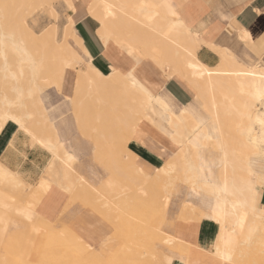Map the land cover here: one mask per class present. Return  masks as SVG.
Masks as SVG:
<instances>
[{"label": "bare ground", "instance_id": "obj_1", "mask_svg": "<svg viewBox=\"0 0 264 264\" xmlns=\"http://www.w3.org/2000/svg\"><path fill=\"white\" fill-rule=\"evenodd\" d=\"M33 2L0 0V32L13 25L21 32L20 36L10 30L7 38L0 33V77L11 80L0 82V133L11 123L31 144L51 154L46 167L49 174L57 175L62 168L59 181L71 189V203L80 201L107 219L116 230L115 244L100 248L87 238L82 240L83 236L70 238L59 218L56 222L50 219L52 211L32 209L40 206L39 198L16 205L5 187L28 182L0 163V177L10 179H0V264L10 258L18 264H228L216 255L218 240L222 251L225 241L229 250L236 242L234 264H261L264 212L257 204L255 161L264 162V62L244 65L222 52L215 68L199 63L195 52L204 39L198 38L197 29L180 14L176 0H87L86 9L98 24L96 35L101 43L114 45L118 53L123 51L129 58L152 62L165 80L184 83L208 113L206 127L188 106L173 110L175 101L164 92L151 91L136 70L133 75L139 88L133 93L122 78L126 72L115 69L114 73L111 68L103 74L90 60L85 61L82 56L88 57V53L75 32L74 19L68 21L60 43L58 38L50 44L35 38L22 19ZM74 2L65 0L72 12ZM30 51L45 54L29 60ZM189 62L193 67H188ZM69 68L76 69L75 76L67 72ZM51 85L63 94V108L75 115L81 136L76 134V138L85 144L93 140L98 147L96 163L106 171V177L77 162L88 148L70 145L69 119L61 118L65 115L61 106L52 107L45 95L41 96L43 87ZM146 109L154 118L167 111L166 124L173 131L163 129L160 121L146 115ZM7 116L22 119L27 131ZM185 125H200L204 145L216 154L213 161L200 155L191 138L183 144ZM160 128L171 141L172 151L163 145ZM103 136L110 144H105ZM131 142L160 157L168 155L174 169L158 174V169L165 168L136 167L138 157L127 147ZM142 173L148 174V183ZM175 180L192 183L195 196H185L173 184ZM118 183L134 187V192L128 198L115 199ZM171 188L182 212L175 225L168 213L162 215V206L170 202ZM200 194L203 196L198 198ZM28 212L31 219L25 215ZM202 221L218 227L214 242L206 248L195 243Z\"/></svg>", "mask_w": 264, "mask_h": 264}, {"label": "crops", "instance_id": "obj_2", "mask_svg": "<svg viewBox=\"0 0 264 264\" xmlns=\"http://www.w3.org/2000/svg\"><path fill=\"white\" fill-rule=\"evenodd\" d=\"M176 2L179 4L180 14L194 29H197L198 38L204 39V42L199 45L195 52L199 63L207 68H215L220 63L219 54L222 52L236 59L238 58L244 65L264 62V0H176ZM78 19L74 26L75 32L91 57L92 64L99 68L98 70L101 73H108L111 65L116 66L118 64L117 60L120 59L122 54L119 56L114 48H112L113 51L107 50L101 43L96 35L97 22L88 17L79 16ZM240 34L244 36L241 41L239 39ZM123 54L127 55L126 53ZM126 57L129 58L128 55ZM122 64L124 65V63ZM146 77L150 82L157 83L160 80L158 74L148 73ZM163 90L175 101L176 104L173 110H178L180 105H186L191 109L193 116L198 119L200 125L208 126L210 121L208 113L204 110L201 101L194 96L184 83L171 80L163 84ZM66 111L68 109L64 107L63 112H60L66 114ZM160 113L161 116L168 117L167 111H161ZM200 125L193 127V133H190L188 129V131H184L186 136H193L190 138L194 146L205 149L207 147L202 143L204 133ZM213 136L216 137V133ZM29 140L27 135L11 123L7 124L0 133V163L7 169L9 168L10 171L17 173L25 182H28L27 186L16 188L14 192L19 195L25 194L29 189L40 192V188L47 184V190L44 189V194H52L56 190L57 194L51 203L54 204L53 208L55 207L57 210L58 207L60 208L58 214L54 208V215L51 214L54 216L53 221L56 222L55 220L59 218L58 221H61L62 228L70 235V238L76 239L83 236L82 240L87 238L93 246L106 248L104 245L107 238L111 237L112 234L109 227L97 216L80 208V206L86 207L80 201L71 205L68 204L72 191L69 186L59 181V177L62 176V168L60 167L61 172L57 175L49 174L46 167L52 160L51 154L39 146L31 144ZM69 140L71 146L78 147L83 144L86 147L89 146L76 137H73V139L70 137ZM185 140V138H182L183 144ZM162 142L168 148L167 143L164 140ZM261 145L264 146V144ZM128 149L148 167H157L162 163V157L138 143H129ZM205 150L203 151L205 158L207 157L210 161H213L216 154L208 152L207 149ZM86 153L87 150L84 154L78 156V163L82 164L83 160L80 157L85 156ZM255 165L259 169L256 171L258 180L257 204L264 212V162L257 160ZM5 190L9 191L8 188H5ZM186 194L185 196H195L193 191H188ZM198 196L200 198L203 195ZM72 205L78 206L71 207ZM167 206L168 204H165L162 208V215H165ZM176 211H180L178 206ZM114 231L113 234L116 233L115 229ZM217 234L218 227L215 224L202 221L196 230L195 243L199 247L206 248L214 242ZM111 244L114 245L115 242L108 244V246Z\"/></svg>", "mask_w": 264, "mask_h": 264}, {"label": "rangeland", "instance_id": "obj_3", "mask_svg": "<svg viewBox=\"0 0 264 264\" xmlns=\"http://www.w3.org/2000/svg\"><path fill=\"white\" fill-rule=\"evenodd\" d=\"M35 1H36V3H35L36 5L33 4L32 8H29L23 14L22 19L24 18L23 21L26 23V24L25 23L24 24H25V26L27 25V27H26L27 31L30 32L31 34H34V36L37 35L35 38L43 40V41H46L47 44H50V42L52 40L56 39V38H58L56 40L57 41L59 40L58 42L60 43V39L62 38L64 31H66L67 28H68V24H69L68 21L70 19H74L73 23H74V26H75V24L77 23V20H79L78 19L79 16L90 18V16L88 15L87 9H86L87 8L86 7L87 6V0H75V2H74V12H72L70 9L67 8V4L65 3V0H41V1L40 0H34V2ZM13 27H14V25L12 26V29L9 28V30L5 29V31H1L0 32L1 35L3 34V36H5V38H7L8 35H9V34H7L8 31H10V30L13 31L14 30L13 32H15V31L17 32V33L15 32V35L17 34V35L21 36V32L19 31V29H17L16 26L14 27L15 29H13ZM20 39H21V37H20ZM12 40L16 41V38H14ZM105 48L107 50H109V51H113L112 48H114V50H117L116 47L114 45L110 44V43L108 45H106ZM79 53L81 55L80 51H79ZM123 53H125V52H123V51L120 52V53L117 52V54H119V56L122 54V56H120V59L117 60L119 65L117 63H116L117 64L116 66H112L111 65L110 69L114 68L117 71H119L120 73H125L126 69L133 68L134 70L137 71L138 75L142 79V82H144V84L151 91H153L154 93L164 92L163 84L165 82H168V81H171V80H165L164 77H163L162 71L158 67H156L152 62H150L148 60H145L143 58H140V57L137 58V59L127 58L126 57L127 55L125 56ZM43 54H45L43 51H38L36 54L33 53V51H30L29 52V57H27V58L29 60H30V58L33 60V58L35 56L38 58L39 56H42ZM82 57H83V59L85 61L90 60V63L92 64V59H91V57L89 55H88V57H85V56H82ZM122 63H124V65ZM133 64H135V65L133 66ZM31 70H32L31 72H33V69H31ZM75 70L76 69L69 68V69H67V72H69L71 74V76H75L76 75V71ZM74 71H75V73H74ZM148 73L158 74V77L160 78L159 82H157V83L150 82L149 79L146 77V74H148ZM35 78L37 80L39 79V76H38L37 73L35 75ZM72 79H73V77H72ZM10 81L5 76L0 77V82H10ZM28 82H30V81H28ZM37 82H42V81L39 80ZM72 84H73V82H72ZM40 94H41V96L45 95L44 98H45L46 102H48V104L50 106H52V107L61 106L60 110L63 112V106H62V105H64V102H63V99H62V95L63 94L59 93V92H56L55 88H53L52 85L50 87H47V86L45 87L44 86ZM153 102H154V100H153ZM182 106L183 105H180L179 108H181ZM64 112H65V110H64ZM145 113H146V115L150 116L153 120L155 119L156 123H157V120L160 121L162 123V128L163 129L173 131L172 129H170V127H167L168 125L166 124V117L165 116L163 117V116H161V114L160 115L157 114V117L155 116V118H154L153 115L151 114L150 109L149 110L146 109ZM65 116L69 119V127L67 128V129H69V137H71V139H73V137H76V134L79 137L80 136V132H79L80 130H78V127H77L78 126V124H77L78 122L76 123V121H75L74 113L70 109H68V111H66V114L62 115L61 118L63 119ZM60 119L57 118V121H60ZM193 127H195V126H186L185 125L184 130L188 129V130H190V133H193L192 132ZM206 127H209V122H208V126H206ZM162 128H160V131H161V134L163 136V140L167 143L168 149L172 151L173 148L171 146H169V144L171 145V141L168 139L167 135L162 131L163 130ZM95 131L96 130L94 129L93 133ZM190 137L192 138L193 136H186L185 139L186 140L190 139ZM103 138H104V136H103ZM83 139H84V137H83ZM84 140H86V139H84ZM103 140L105 141V144H107V143L110 144V142H111L108 139H107L108 141L105 140V138ZM86 141H87V144L89 146L87 147L88 149H87L86 155L80 157L83 160L82 161V165H89L90 167L93 168V171H95V173L98 174V176L106 177V175H107L106 171H104V169L96 163V157L97 156H95V155H98L97 154V152H98L97 148L98 147L97 146H96L97 148L95 147L96 144L93 142V140H89L88 139ZM92 143L94 145H92ZM202 143L204 145V139H203ZM128 145H127V147H128ZM93 146L96 148V151H95V148ZM204 146L207 147L206 145H204ZM109 147H110V145H109ZM199 149H200V155H204L203 151H206L205 149H207L208 151H212V150H209V147H207L205 149L204 148H199ZM161 157H162V163H161V165L159 167L160 168L161 167L165 168V166L170 163L171 159L169 158L168 155H162ZM137 163H138V165H136V167L139 166L140 164L141 165H145L139 159L137 160ZM146 166L147 165H145V167ZM168 175L173 177V175L170 174V173ZM141 176L144 177V179H145V181L147 183L150 181L149 176H148L147 173L144 174V175L142 173ZM0 179L5 181V182L10 180L9 177H7V176L3 177V178L0 177ZM174 179H175V175H174ZM122 182L126 185V183L124 181H121L120 183H122ZM120 183H118V187L120 189H118V191L115 192L114 198L115 199L128 198L134 192L135 188L134 187H129V186H124L123 184L121 185ZM173 184L174 185L175 184L178 185L180 187V192H181V189H182V193H184V195L186 193H188V191H192L191 187H193V184L189 183L188 181L183 183L182 181L179 182V181L175 180V182ZM25 186H27V183L20 184L18 186H14L12 188L5 187V188H8V190H9V191L5 190V191L8 193L9 196H11L14 199L13 202L16 205H25L27 203H30V201H32L33 197L39 198L41 204L38 207H34L35 208L34 211H37V212H42L43 211V212H46V213H49V211H52V214L54 215L53 211H54L55 207L53 208L54 204L51 203V202H52V199L54 198V196L57 193L53 191L52 194H44V189H41L40 192H36L34 190H30L29 189V191L26 192L23 195H19V194H16V192H14L16 188H22V187H25ZM44 186L46 187L48 185L45 184ZM172 188L170 189V192H172V193H169V194H171L170 202L167 201V204H168V202H169V204L167 206L166 213H168L171 218L172 217L174 218L173 225H175L177 219H179L181 217L182 212L176 211L178 198L176 197L177 194L174 193V191H173L174 189H172ZM45 189L47 190V188H45ZM18 195H19V197H18ZM71 200H72V195L68 199V204L69 205L72 204ZM73 206H78V205H72L71 207H73ZM162 207L164 208V206H162ZM80 208H82L83 210L88 211V212L92 213L93 215L97 216L107 227H109V229H110L112 234H111V237L107 238V242L105 243V246L110 244V243H113L114 241H112V240L115 239V236L113 234L114 226L107 219L105 220L104 217H102L100 214L90 210L89 208L82 207V206H80ZM59 209L60 208L58 207V210ZM55 210H57V209L55 208ZM58 210L56 211L57 214L59 212ZM53 217H50V219L53 220ZM101 248H103V247H101ZM26 257H27V254H26ZM26 257H25V259H26ZM10 259H13V258H10ZM10 259L7 262H5V264H14V263H16L14 261L15 259H13V260H10ZM21 260H24V259H21ZM27 261H28V258L25 260V262H27ZM16 264H18V263H16ZM28 264H30V262H28ZM33 264H35V263H33Z\"/></svg>", "mask_w": 264, "mask_h": 264}, {"label": "snow or ice", "instance_id": "obj_4", "mask_svg": "<svg viewBox=\"0 0 264 264\" xmlns=\"http://www.w3.org/2000/svg\"><path fill=\"white\" fill-rule=\"evenodd\" d=\"M173 15H175V13H173ZM101 23L103 24V21H101ZM188 56L192 57V52H188ZM188 67H190V68L193 67V64L189 62ZM115 71L116 70L113 69L114 73H115ZM125 72H126V74H124L122 76V78H123L125 84L130 87L131 92L135 93V91L139 88V85L137 84L135 76L133 75L134 69H126ZM210 74L211 73H209V75ZM141 91H142V89H141ZM132 103H135V101H132ZM6 118L7 119H16V123L18 125H20L21 129H23L24 131H27V128L25 127V124H24L22 119H18V118L13 117V116H7ZM262 123H264V121H262ZM69 159H71V157ZM166 169H174V165L168 164L165 166V169H158L157 173L159 174L161 172H166ZM28 207L30 209L31 205H29ZM25 215L27 216L28 219H31V213L30 212L25 213ZM250 241H251V235L249 236V240L247 242H250ZM227 244H228V242L225 241V249L222 251L221 247H220V241L218 240L217 245H216V255L218 257H220V259L226 260L228 262V264H234L233 254H234L235 249H236V242L235 241L232 242L231 250H229V248L227 247ZM261 255L264 256V241L261 242ZM261 264H264V260L261 261Z\"/></svg>", "mask_w": 264, "mask_h": 264}]
</instances>
